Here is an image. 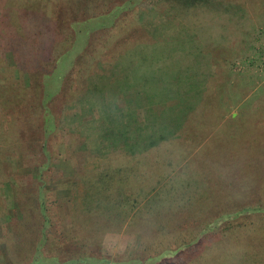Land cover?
I'll use <instances>...</instances> for the list:
<instances>
[{"label":"rangeland","instance_id":"374dc122","mask_svg":"<svg viewBox=\"0 0 264 264\" xmlns=\"http://www.w3.org/2000/svg\"><path fill=\"white\" fill-rule=\"evenodd\" d=\"M122 2L124 8L109 13L107 21L90 23L95 31H88L89 46L65 79L64 94L48 102L49 108L59 111L75 101L73 110L68 108L58 120L49 141L47 189L42 194L49 216L44 243L35 236L41 224L36 219L42 218L35 213L36 174L44 153L27 143L29 136H35L30 130L37 126V111L30 114L32 120L17 114L18 107L33 104L35 88L26 92L30 97L21 92L17 110L6 112L3 120H15L22 133L0 138V264L31 263L37 259L35 243L45 264H54L49 259L58 255L61 259L56 264H264V214L222 217L230 211L236 215L255 204V199L264 198V0ZM112 3L109 0L110 11ZM92 4L99 12L97 7L104 6L103 2ZM52 18L54 26L55 13ZM56 33L52 30L49 40L38 47L39 63L49 62L45 47L51 49ZM58 46V57L70 50L65 44ZM77 50L81 52L83 46ZM54 62L47 65V75L61 68L59 61ZM3 71L0 67V87L15 77L6 73L3 79ZM183 99L189 101L185 102L188 109L178 120L186 116L188 123L175 125L171 120L177 112L166 107ZM6 100L2 101L5 106L0 103L1 109L8 108L15 97ZM38 102L39 97L36 106ZM147 111L151 121L157 119L158 130L169 126L171 135L164 142L184 134L186 145H170L169 159L175 165L154 169L155 176L171 174L169 184L180 186L178 192L160 191L152 199L155 203L149 204L156 212L148 219L144 218L149 215L134 221L132 211L127 220H115L116 213L117 217L118 212L126 214L129 207L111 209L103 204L93 205L96 209L87 216L81 210L84 200L76 202L84 184L67 187L76 168H83L87 177L107 166L122 171L134 164L135 158L126 153L134 147L118 134L108 138L107 125L115 121L116 133L144 128ZM78 131L91 134L86 144L105 157H85L82 148L72 149V144L80 147ZM150 133L145 128L144 139ZM8 149L17 150L16 158ZM139 150L145 154L137 140L135 151ZM137 173L139 166L130 175ZM122 191L128 192V185ZM207 221L215 222L211 230L200 224ZM109 235L122 239L119 251L106 246Z\"/></svg>","mask_w":264,"mask_h":264},{"label":"trees","instance_id":"16d2710c","mask_svg":"<svg viewBox=\"0 0 264 264\" xmlns=\"http://www.w3.org/2000/svg\"><path fill=\"white\" fill-rule=\"evenodd\" d=\"M94 1H96V3L103 2V7H97V5H95V7L100 9V12L93 8V4L95 3L92 4V2ZM106 2L107 5H105ZM113 2L114 3H112V10L110 11L109 7H107L109 4V0H0V52H2L0 62L3 63V65L0 64V67L4 68L2 74L3 79L6 73L15 75L12 80L7 81L0 87V103L3 101V99L7 101L6 98L9 100L10 97H15V102L7 103L9 104L8 108H0V119H2V121L0 120V138L6 139L10 135H13L15 132L18 135L22 133L19 129V124H17L15 120L9 122L3 120L6 119V115H8L6 114V112L19 109L17 114L21 116L22 120H29L30 114L32 115L33 111H37L35 115L37 126L34 128V130H30V133H34L35 136H29L30 138H27V143L35 146L37 149L42 151L41 153H44V158H42L43 163L41 164L42 166L40 165L41 167H39L38 173L36 174L38 194L37 211L35 210V213L41 215L42 218L41 220L36 219L41 224L38 225L37 228L39 229H37L35 236L41 243L47 241L44 228H46V224H48L49 222V216L45 213V199L42 195L43 192L47 189V184L45 182L44 176L45 172L49 170L48 160L51 157L49 152V141L51 139V136L53 135V132L57 131V124L60 117L66 113V110L68 108L72 107L71 110H73V104L75 103L74 101L67 107H60L59 111H53L51 108H49L50 106L48 102L52 98L64 94L66 83L65 79L67 80V78L70 76V74L72 73L71 70L75 67L79 57L83 53H85L87 47L89 46L88 39L90 40V34H88V31L92 30V33L95 31L94 27H91L94 25H90V23L92 22L93 24H95L98 22H105L107 21L106 17H108L109 13H111L113 10L116 11L117 9L120 10L124 8V2H122V0H113ZM54 13L57 16V23L53 26L54 19L52 17ZM66 14L68 15L67 20L66 18L64 19ZM52 30L54 34L56 32L57 33L53 39L51 49L49 45L48 47H45L47 50L46 54L48 57H50V60L47 63L41 64L39 63L37 54L41 50H39L38 47L40 46V44L44 46L45 41L49 40V35L50 32L52 33ZM83 30L86 31V33H82ZM67 31L70 32L66 34ZM63 32H65V34H63ZM60 34L63 37H61ZM59 44H65L66 47L70 49L66 54H63L60 57H58ZM80 45L83 46V50L81 52L80 50H77V46ZM64 58L66 59L64 60ZM55 60L60 62L59 67L61 68L58 70L57 66H54V68L58 70V73L56 71L57 74L53 73L47 75V72H45V69H47V65H52L53 63L55 65ZM6 62H10V64L12 63V65L9 66ZM63 69L68 70L67 72L64 71L63 73ZM33 87L36 90V93H34L37 94L35 95L36 99L38 100L39 97L37 106L35 105L36 99H34L33 104L17 108L18 101L23 100L22 98H19V94L22 92L25 93L27 97H30V94L26 92H31ZM148 98L150 99V97ZM150 100H148L149 103ZM186 100L187 99L180 100L174 105L173 103H171L170 106L166 107L167 110H176V117L174 120H171L175 125H182L183 121H187L186 123H188V117L186 116L178 120L180 115L188 109V106L185 104V102L189 104V101ZM1 104L3 106L6 105L3 102ZM148 111L145 115V118L143 119L144 122L148 123L144 128L134 129L133 127H129L125 129L126 132L122 129H119V131L116 133L114 126L115 121H112L111 124L107 125L106 136L108 138H114V135L118 134L117 136L119 138H125L127 142H130L127 145H130L131 149L132 147H134V150L129 149L126 152L128 155H132L135 158L134 164H131V166L129 167H125L122 171L118 168L114 169V167L107 166L104 171L98 172L99 174L91 173L87 177L82 174L83 168H76L73 175L74 178L70 180L71 183H69L67 187H74L75 189H77L78 187H80V184H84L83 194H80L79 198L77 197L76 202L78 203L81 202L82 199L84 200L83 204L85 205V207H83L81 210L86 213V215L91 214V212L96 209L93 205L100 206L103 204V206L110 205L111 209L115 206L123 208H125V206L129 207V210L126 214L118 212L119 218L117 217L116 213V216L114 218L115 220H127L129 214L133 213L132 211H135L134 221L139 220L140 217L144 218L145 216L149 215L144 218L148 219L149 217H151V215H153L154 212H156L152 206H149V204L155 203V201L152 199H155L156 196L159 197L160 191H168L170 194L175 190L178 192L176 188L180 186L169 184V180L171 179L169 176L171 174L162 172L161 175L155 176V174L157 173L154 169L157 167H163L166 170L168 164L169 168H172V166L175 165V160L169 159V157L172 156H170V154H172V151L170 149L173 148L170 147V145L181 144L182 142H184V134L180 133V137L178 140L171 139L170 141L173 143H171L170 141L164 142L167 141L171 135L169 126L166 125L161 129L159 128L158 130L157 119L151 121L149 119ZM58 114H60V116H57ZM31 118L32 117L30 116V120L33 119ZM103 123L105 124V119L103 120ZM91 124V122H88L86 126L89 127L91 126ZM29 125L30 124L28 123V126ZM145 128L151 131V133L148 135V139H144L146 138V136L142 134ZM137 131H141V134L139 135L138 133L137 135ZM84 133L85 132L83 131H78L77 133V143L80 145V147H77L76 144H72L71 148H82L84 150L85 157L91 156L96 159L105 157L100 153L90 150L91 148L86 144L85 140H89L92 135L89 134L85 136ZM133 133H136V135H134ZM125 134L127 137L125 136ZM137 140H140L142 142L143 152H145V154H143L141 150H139V152L135 151V143ZM20 141L21 140H19V142ZM19 142L17 141V147L20 146ZM21 142L24 144L26 143L25 141ZM180 146L183 145L181 144ZM78 149L73 151L77 153ZM8 150H10L11 158H16L17 150ZM7 162L8 161H6L5 163ZM138 166L140 174L137 173L130 175L131 173L138 170ZM91 172L97 171L92 170ZM1 175L4 179H6V171L4 169H2ZM136 183H138L137 186L135 185ZM126 185H128V192H121L122 188H124ZM66 195L76 196V193H66ZM160 200L162 203V197ZM255 200V204L246 206L236 215H233V213H231L233 211H230L222 214V217H225V220H227L243 217V215L247 212H250L251 216L255 215V213L264 214V198L259 197ZM158 202L160 201L158 200ZM78 207L76 208L78 209ZM23 214L21 213V217L19 216V219H21V221L25 219V216ZM208 223L209 226H207ZM213 223L215 224V222L213 221H207L200 224L202 225V227L211 230V228L213 227ZM40 249V245H36L35 243L33 251L37 259L33 260L29 264H45L41 260V255L39 256ZM57 259H61V256L58 255L55 256V259L51 258L49 260H54V264H56L55 261ZM12 264L15 263L12 262Z\"/></svg>","mask_w":264,"mask_h":264},{"label":"clouds","instance_id":"9594fccd","mask_svg":"<svg viewBox=\"0 0 264 264\" xmlns=\"http://www.w3.org/2000/svg\"><path fill=\"white\" fill-rule=\"evenodd\" d=\"M105 244L115 251H119L124 246L123 241L120 237L112 235L105 237Z\"/></svg>","mask_w":264,"mask_h":264}]
</instances>
